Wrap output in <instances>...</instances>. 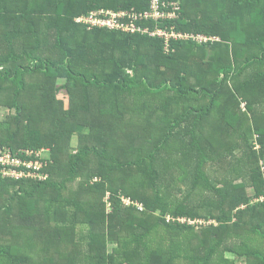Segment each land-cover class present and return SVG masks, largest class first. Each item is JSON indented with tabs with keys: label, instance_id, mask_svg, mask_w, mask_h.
Listing matches in <instances>:
<instances>
[{
	"label": "trees",
	"instance_id": "16d2710c",
	"mask_svg": "<svg viewBox=\"0 0 264 264\" xmlns=\"http://www.w3.org/2000/svg\"><path fill=\"white\" fill-rule=\"evenodd\" d=\"M150 1L0 0V157L52 158L0 177V264H264V0L137 22L219 39L169 50L77 21Z\"/></svg>",
	"mask_w": 264,
	"mask_h": 264
},
{
	"label": "built area",
	"instance_id": "2783aa9c",
	"mask_svg": "<svg viewBox=\"0 0 264 264\" xmlns=\"http://www.w3.org/2000/svg\"><path fill=\"white\" fill-rule=\"evenodd\" d=\"M180 2L179 1H168L163 2L162 0H151L150 1V7L149 9L145 10L144 12H140L135 8H132L131 10H125V11H112V10H100L97 12H92L87 16L80 17L77 19L78 22L88 25L89 29H91L94 26L99 27H109V28H117L122 29L125 32H140L144 34H149L152 37L160 38L165 40L166 42V50H169V44L172 40L175 41H192V42H198V43H205L208 41H214L219 40L216 37H209L205 35L200 34H190V33H183L178 32L173 28L170 30H166L161 27H154V29H150L148 27L139 26L137 24L138 21H165V20H172L174 18H177L180 11ZM124 20H127L128 22H123ZM37 152H30L27 151V154L30 153L32 155L38 156ZM6 156L8 162L6 164L3 163L4 155L0 157V177H9L12 175L13 179H23V178H31L34 179V176L42 174L45 179L47 178V175L43 174V168L46 165V162H42L40 160H34V161H26L23 160L19 156H14L10 154L9 152L6 153ZM24 169V170H21ZM17 177V178H16ZM44 179V180H45ZM43 181V180H40ZM109 196L107 197V199ZM123 203L125 204H132V201L127 198H122ZM264 201V198L261 199V202ZM138 206L139 210H143L144 206L142 203H134ZM110 206V204L108 205ZM169 220H171L169 216ZM182 223H189L192 225H195L197 221H193L190 219L182 218L179 219ZM209 223V222H208ZM212 223V222H211Z\"/></svg>",
	"mask_w": 264,
	"mask_h": 264
},
{
	"label": "rangeland",
	"instance_id": "374dc122",
	"mask_svg": "<svg viewBox=\"0 0 264 264\" xmlns=\"http://www.w3.org/2000/svg\"><path fill=\"white\" fill-rule=\"evenodd\" d=\"M211 54H212V50L211 49H207V56H210ZM206 59H208V57ZM60 98H64V96L60 95ZM13 113L14 112H11V111H9L8 109H6L4 107H0V123H7L8 121H10L11 116H12ZM253 142H254V145H256V149L258 150L259 149V145L257 144L256 140H254ZM74 145H76L75 139L73 140V142L71 144V150L72 151L74 149ZM3 151L4 150H0V153H3ZM38 151H39L38 152L39 153L38 156H35L38 160L45 161V162H51L52 161V158H51V155H50V152L49 151H47V150H38ZM6 153H8V152H6ZM6 153L4 155V159H3V163L2 164H6V162H8V160L6 158V156H8V154L6 155ZM28 154L29 155H32L30 153H28ZM3 178H4V180L5 179L13 180L12 175H10L9 177H6V178L3 177ZM44 179H45V177H43L42 174L40 173L39 175L34 176V179L33 180L34 181H39V180H44ZM107 203H109V202L107 201ZM108 210L110 211L111 208L108 207ZM201 224H203V222L198 221V222L195 223V225H201ZM78 229L79 230H82V231H86V228L84 226L83 227L81 226ZM112 249H113V247L111 245L110 246V251Z\"/></svg>",
	"mask_w": 264,
	"mask_h": 264
}]
</instances>
